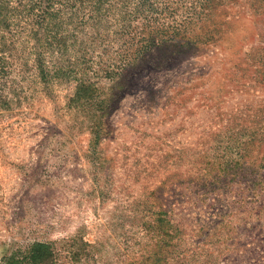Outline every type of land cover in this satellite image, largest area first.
<instances>
[{
    "label": "rangeland",
    "instance_id": "374dc122",
    "mask_svg": "<svg viewBox=\"0 0 264 264\" xmlns=\"http://www.w3.org/2000/svg\"><path fill=\"white\" fill-rule=\"evenodd\" d=\"M162 3L179 44L117 67L104 24L45 40L34 0H0V259L264 264V0Z\"/></svg>",
    "mask_w": 264,
    "mask_h": 264
},
{
    "label": "trees",
    "instance_id": "16d2710c",
    "mask_svg": "<svg viewBox=\"0 0 264 264\" xmlns=\"http://www.w3.org/2000/svg\"><path fill=\"white\" fill-rule=\"evenodd\" d=\"M211 1L205 0V3L208 4ZM151 2L152 0H133L132 2L127 0H113V2L111 0H34L33 5L40 8L39 17L45 40H53L58 36L57 27L60 25L58 19L61 15H68L64 19L65 22L68 20L81 24L90 22L91 26L104 24L110 31L100 36L105 37L100 38L103 42L107 37H112L114 42L125 38L118 46V53H116L119 57L117 67H120L126 63L135 62L150 47L165 43L179 44L180 33L184 31L187 23L181 25L177 22L171 24L160 22L159 19H163L170 8L165 3H162L159 8L160 6ZM53 25L55 32L49 34ZM138 34L142 36L136 37ZM93 38H98V35L95 34ZM93 90L92 84L79 81L74 99L81 102ZM261 159L264 160V156ZM71 242L74 243V240ZM54 263L55 257L50 245L39 242L30 245L25 253H12L0 259V264Z\"/></svg>",
    "mask_w": 264,
    "mask_h": 264
}]
</instances>
